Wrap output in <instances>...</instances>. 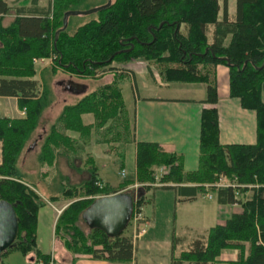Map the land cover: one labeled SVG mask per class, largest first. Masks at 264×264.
Returning a JSON list of instances; mask_svg holds the SVG:
<instances>
[{"label": "trees", "instance_id": "trees-1", "mask_svg": "<svg viewBox=\"0 0 264 264\" xmlns=\"http://www.w3.org/2000/svg\"><path fill=\"white\" fill-rule=\"evenodd\" d=\"M83 3L84 0H51V11L33 16L19 14L8 27L0 24V96L17 97L18 106L25 109L23 117H0V199L14 206L18 218L16 239L1 254L12 248L23 254L34 251L44 264L50 257L35 250L37 215L44 200L22 181L17 168L22 149L51 101L47 88L39 91L33 79V59L52 56L54 64L49 70L54 73L58 67L79 76H94L105 70L118 71L112 63L140 58L154 63L165 82L205 83L203 102L212 105L218 100L215 67L225 65L230 96L239 98L244 109L256 113L257 140L253 144L220 143L218 114L212 107L202 111L196 170L185 171L179 155L164 151L156 143L137 142L135 177L141 192L134 205H142L145 192L156 181L155 166L168 167L158 179L162 184L196 183L197 187L184 186L191 194L222 176L236 177L237 183L246 185L242 191L252 190L242 210L231 214L224 223L209 227L206 236L194 238L171 264L215 261L221 249L229 247L237 248L238 256L227 264H264V0H236L233 16L228 13L227 0H222L221 5L219 0H114L91 12L97 16L70 32L73 18L83 15L71 13L93 9L88 4L81 7ZM220 9L222 17L218 19ZM9 10L0 0V14ZM88 113L93 122L84 124L82 115ZM92 129L102 142L125 143L133 139L117 78L62 108L42 140L40 165L53 166L59 155L72 163L82 146L67 131L78 132L86 141ZM90 163L87 180L63 186L59 195L49 196V201L78 198L62 210L55 232L74 251L83 250L109 260L130 259L134 247L131 235L122 231L109 236L98 228H89L85 233L78 224L95 195L118 192L99 188L96 167ZM212 189L218 203H238L231 186ZM237 190L241 192L240 187Z\"/></svg>", "mask_w": 264, "mask_h": 264}, {"label": "crops", "instance_id": "crops-1", "mask_svg": "<svg viewBox=\"0 0 264 264\" xmlns=\"http://www.w3.org/2000/svg\"><path fill=\"white\" fill-rule=\"evenodd\" d=\"M4 2L10 10L7 13L0 14L2 27L11 25L19 14V16H33L47 12V9L48 11L52 9L51 0H4ZM221 3L222 0H219L220 5ZM235 6L236 0L234 3L231 0H227L229 15L233 16L235 14ZM221 17L222 12L220 9L218 19H221ZM10 19L12 20L10 21ZM48 66L47 64H34L35 75L33 79L38 82L37 88L39 91L45 87L44 80ZM122 67L127 68L126 74L122 73L121 76L117 77L116 74L121 72L120 70L104 71L102 76L97 79V86L108 83L114 78L118 79L123 100L128 110L133 139L121 145V142L118 141L102 142L96 138L95 133H91L90 138L82 141L78 132L67 131V134L77 139L82 146L77 150L76 156L79 155L77 158L80 156L86 158V154L93 157L97 177L101 181L100 184L108 187L120 185L122 172L130 179L128 180V184H131L130 186H133V182L137 183L135 177L136 148L137 142L140 141L156 143L164 151L179 155L185 171L196 170L199 158L201 115L204 109L214 107L217 110L220 143L253 144L256 142V113L254 110L244 109L240 104L239 98L230 96L228 68L225 65L219 64L215 67L218 100L214 105L203 102L206 97L205 83L172 82L182 83L184 86L171 87L172 83L158 82L156 75L148 71V68H151L150 64H146L143 60H132L122 65ZM147 71L150 74H147ZM139 75L142 85L141 83L140 85L138 84ZM56 77L58 80L52 89L53 97L50 96L51 105L49 106L50 111L55 114L54 116L58 115L63 105L74 103L81 96L97 87L89 89L90 84L87 82L63 75H57ZM70 82L80 85L78 87L70 84ZM63 94L70 96L72 98L71 102H66V96L60 100L59 96ZM261 98L264 101V91L261 93ZM0 100L3 101L4 105V115L2 116L14 118V116L9 115L10 106L5 101L12 100L16 108L18 107L17 97L0 96ZM55 109L58 110L56 113ZM18 111L19 115H21V110ZM82 120L88 124L92 123V114H83ZM42 139V132L38 133L33 139H29L23 149V157L25 153L35 151L38 141L40 142ZM109 146L114 148L121 146L120 151H122L123 158H121V154L116 153L117 149L111 150L112 148ZM77 158L75 159L74 156L72 163L67 162L69 165H66L67 171H73L74 162ZM119 158L121 160L117 163L116 160H119ZM57 160L58 157L51 167L46 168L40 165V173L44 176L45 172L51 173L52 171L54 172V177L58 175V179H61V172L65 171L58 167ZM83 169L86 168L83 167ZM23 173L25 174V171ZM115 173L119 175L118 181H113L110 177ZM65 180L66 178L63 177L59 182L60 193L63 186H67ZM158 182L147 189L142 205L138 206L142 216H144L145 231L133 240L134 247L130 259L109 260L90 256L87 252L71 253L67 251L62 244L61 237L55 232L56 220L69 203L68 200H63L65 197H59L54 202L46 201L38 210L35 250L49 254L53 261L55 259L54 262L56 264H171L174 257L179 256L183 250L188 249L194 238L206 236L209 227L215 225H207L198 231L197 226L193 224L194 215L190 213L189 216L188 209H195L192 205L199 201L198 198L215 200V205L219 206V208H214L215 212L223 211L221 207L228 208L234 205L218 203L216 192L204 195V188L197 189L194 194L184 190V186L197 187L196 183L162 184ZM38 192L41 196L47 197L60 194L45 195L39 189ZM200 194H202V198ZM42 209H50L49 216L41 214ZM233 213L237 212L230 211L229 214ZM228 217L229 215L214 216L213 220L215 219L216 224H222ZM43 223L50 227V246L44 245L45 240L41 234V225ZM131 228L130 235L132 237L133 226ZM192 228L194 229L192 234L186 232ZM237 256V248H223L215 261L201 264H227L228 260L236 259ZM37 259L38 257H36L34 251L23 254L19 249L12 248L0 255V264H35ZM181 264H193V262L184 261Z\"/></svg>", "mask_w": 264, "mask_h": 264}, {"label": "rangeland", "instance_id": "rangeland-1", "mask_svg": "<svg viewBox=\"0 0 264 264\" xmlns=\"http://www.w3.org/2000/svg\"><path fill=\"white\" fill-rule=\"evenodd\" d=\"M114 0H111V2H113ZM232 3L235 2V0H231ZM106 2V0H84V3L81 5V7L84 5V4H88L91 8H95L96 6H100L102 4H104ZM97 15L96 13H91V14H85V15H79V16H76L75 18H73L72 22L73 24L71 25V30L70 32L74 31V29L76 28V26L80 25V24H83L84 22L88 21L90 18H95ZM12 19H10L11 21ZM50 20L53 21V17L52 15H50ZM73 27V28H72ZM57 35V33H55V36ZM207 35H208V38H209V35H210V29H208V32H207ZM52 37L51 36V39L52 40ZM34 59H38V64H47L49 65L48 68L46 69L47 72L45 74V80H44V85L45 87L47 88V90L49 91V97L52 96V89L53 87H55L56 83H57V75L60 76V75H63V76H68V77H71L73 79H76V80H81V81H84V82H87L88 84H90V88L89 89H93L94 87L97 86V79L99 77L102 76L103 72H100L94 76H91V75H77L75 73H69V72H66V71H62L61 69H59L57 67V71L54 73L53 71L49 70V67L50 66H53L54 64V61H53V58L52 56H49V57H44V58H41V59H44L43 61H40V58H34ZM34 59H33V63L35 64L36 62H34ZM135 60H143L146 64H150L151 66V69L153 70V73L156 75V78L159 81L163 82V83H170V82H165L161 76L158 74V70L159 68L152 62H149V61H146L144 59H135ZM126 64L125 61H122V62H117V63H112L111 66H114L116 68H119V70L121 71V74L122 73H125L127 72V68H123L122 65ZM107 71V70H105ZM147 74H150L148 71H147ZM117 77L118 74H116ZM138 84L142 85V80L140 78V75L138 77ZM95 81V82H94ZM131 81V80H130ZM172 83V82H171ZM198 84L202 83V82H196ZM171 87H176V86H184V84L182 83H172L170 85ZM58 88V87H57ZM263 92V91H262ZM261 92V93H262ZM61 96V97H60ZM59 96V99L61 100L62 98H65V96L67 97L66 99V102H71L72 98L68 95H60ZM53 97V96H52ZM51 98V97H50ZM53 101V100H52ZM6 104H8V106H10V110L8 111L9 112V115L10 116H14V117H23L25 115V109H21L19 106H18V103H17V106L15 108L14 106V103L12 100H6L5 101ZM69 104V103H68ZM51 105V101L49 103V105L43 110L44 112H42V115L40 116L39 118V122L37 124V127L35 128V130L32 132L31 136H30V140L33 139L38 133H41L42 132V135H43V138L45 137L47 131L49 130V127L55 122L56 118L58 117V115L60 114L62 108L67 105H63V107L61 108L60 112L58 113L57 116H54L55 114L52 113L49 109V106ZM12 106V108H11ZM4 105H3V101L0 100V116L4 115ZM18 110H21V115H19V111ZM58 110L55 109V113L57 112ZM93 122V121H92ZM84 124H88L86 121L83 122ZM90 124V123H89ZM44 128V129H43ZM91 133H94V129L91 130L90 132V135ZM90 135H89V138H90ZM80 138V137H79ZM29 139L27 140V142L29 141ZM43 140V139H42ZM27 142L25 144V146L27 145ZM80 142H82L80 140ZM116 143V142H115ZM41 144H42V141H38V146L37 148L35 149V151H32V152H27L25 153L24 157H23V154H24V148L22 149L19 157H18V160H17V168L21 174L20 178L22 179V181L28 185L32 190H34L41 198L42 200H44V204L46 203V201H49V197L47 196H41L38 192V189L45 195H50V194H58L60 193L59 192V189H60V186L59 185V182L61 181V179L64 177L66 178V182L65 184L68 186V185H76V184H79L85 180H87L90 176V173H89V166H90V162L92 161L93 164H94V159L93 157H91L89 154H86V158H84V156H80L79 158H77V160L74 162V169L73 171H67L66 170V165L69 166L67 164V159L64 157V156H58V160H57V164H58V167L63 169L65 172H61V179H58V175H56L55 177L53 176V173L51 171V173L49 172H45L44 176L40 173V163L38 161V155H39V152H40V147H41ZM117 144V143H116ZM109 145V144H108ZM121 145H123V142H121ZM111 147L112 149L111 150H115L117 149L116 153L118 154H121V156L123 155L120 151V147L121 146H118V148H114L112 146H109ZM58 152V151H57ZM59 153V152H58ZM116 155V154H115ZM117 156V155H116ZM0 157H1V151H0ZM119 157V156H117ZM23 158H24V161H23ZM122 158V157H121ZM80 160V161H79ZM121 159L119 158V160L117 159V163H119ZM78 167V168H77ZM86 168V169H83ZM81 168V169H79ZM121 169V168H119ZM40 170V171H39ZM46 170V169H45ZM51 170V169H50ZM87 170V171H86ZM129 170V168H128ZM168 170V167L167 166H155L153 168V171H154V175H155V178H156V181L154 183H152L151 185L153 184H156L158 181L157 178L161 177L163 172H167ZM23 171H25V174L23 173ZM161 174V175H160ZM111 179L113 181H118V178H119V175H117V173H115L114 175L110 176ZM130 180L128 179V176H121V181H120V185H116L115 187H108V186H105L104 184H101L102 186L99 188H103L106 187V188H109L110 190H114V189H117L122 192H128V193H135L136 194H140L141 190H140V186L141 184L139 183H136V182H133L132 185L133 186H130L131 184H127L126 182ZM230 182V179L227 178V177H220L218 179V181L216 183H212V184H205L204 185V189H205V193H214L215 191H213V186L216 187L217 184H226ZM159 183V182H158ZM151 185L149 187H151ZM208 185V186H206ZM242 185H245V184H242ZM38 187V188H36ZM148 187V188H149ZM207 188V189H206ZM242 188L243 187H240V190L241 192L239 191V195H238V203L228 207V208H224V207H221L223 209V211L221 212H215V209L216 207L219 208V206H216V201L215 200H209V199H203L202 198V194H200L201 198H198V202L195 203V205H192L193 207H195V209H188L189 211V216H190V213L191 215L193 214L194 215V220H193V224L197 226V229L198 231L204 227H206L207 225H213V224H216V221L215 219L213 220L214 216H226V215H229L230 216V211H236V212H239L242 210V203L243 201H246L248 198H250L251 194H252V190L251 189H247L245 191H242ZM119 191V192H120ZM143 192V191H142ZM98 195H102V192H100V194H97L95 196H98ZM214 196V194H213ZM78 198H64L63 200H68L69 203L68 205L73 202L74 200H76ZM50 202H54V201H50ZM231 208V209H230ZM41 214H44V215H47L49 216L50 214V209H42L41 210ZM198 215V216H197ZM78 224L81 226V228L84 230L85 233H88L89 231V227L86 225V223L83 222V220H81V218L79 219V222ZM132 223L131 221H129L128 225L126 226V228L123 230V233L126 234V235H130V230L132 229ZM41 234L45 240V243L44 245H49L50 246V242H51V239H50V227H47L45 223H43L41 225ZM194 231V229H188L186 232H188L189 234H192V232ZM207 234V233H206ZM67 238V237H66ZM62 239V244L63 246L65 247V249L71 253H78V252H82L83 250H77V251H74L71 247H69V245L64 241L65 239L63 237H61ZM90 244V240H88V242ZM55 261V259H54ZM52 260V264H56V262H54ZM58 264H61V263H58Z\"/></svg>", "mask_w": 264, "mask_h": 264}, {"label": "water", "instance_id": "water-1", "mask_svg": "<svg viewBox=\"0 0 264 264\" xmlns=\"http://www.w3.org/2000/svg\"><path fill=\"white\" fill-rule=\"evenodd\" d=\"M95 7L93 9L72 12L71 14H87L99 9L105 8L110 4ZM70 84L78 86L74 82ZM138 194L128 192H116L109 195H100L95 197L93 202L85 208L80 218L89 228H98L109 236L120 234L128 225L132 215L135 198ZM18 233V218L14 206L0 199V255L8 247L12 246Z\"/></svg>", "mask_w": 264, "mask_h": 264}, {"label": "built area", "instance_id": "built-area-1", "mask_svg": "<svg viewBox=\"0 0 264 264\" xmlns=\"http://www.w3.org/2000/svg\"><path fill=\"white\" fill-rule=\"evenodd\" d=\"M43 60L44 59L40 58V61H43ZM34 62L37 63L38 59H34ZM122 176H124V172H122ZM99 186L101 187L102 185L99 183ZM206 186H208V185H206ZM220 186H231L235 190L236 196H238L239 193H238L237 187H244L246 185H242L240 183H237V178L233 177L232 179H230V182H228L226 184H223V183L217 184L216 187H220ZM98 196H100V195H98ZM95 197H97V196H95ZM135 201H136V198H135ZM130 221H131L132 226H133L132 239L134 240L135 238L139 237L145 231L144 216H142L141 211L139 210V207H137L136 205H134V207H133V211H132V215L130 217ZM52 263H53L52 258L50 257L48 264H52ZM35 264H44V263L41 260V258H38L37 261H35Z\"/></svg>", "mask_w": 264, "mask_h": 264}]
</instances>
